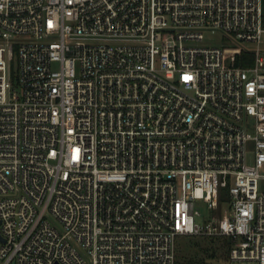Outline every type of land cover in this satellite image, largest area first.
<instances>
[{
  "label": "built area",
  "instance_id": "2783aa9c",
  "mask_svg": "<svg viewBox=\"0 0 264 264\" xmlns=\"http://www.w3.org/2000/svg\"><path fill=\"white\" fill-rule=\"evenodd\" d=\"M262 181L264 0H0V264H264Z\"/></svg>",
  "mask_w": 264,
  "mask_h": 264
},
{
  "label": "trees",
  "instance_id": "16d2710c",
  "mask_svg": "<svg viewBox=\"0 0 264 264\" xmlns=\"http://www.w3.org/2000/svg\"><path fill=\"white\" fill-rule=\"evenodd\" d=\"M238 64L251 66L254 63V57L251 53L243 51L238 52ZM184 242H177V259L180 264H210L207 258L216 257L218 251L229 256L233 245L232 239L228 236H200L194 239L193 236Z\"/></svg>",
  "mask_w": 264,
  "mask_h": 264
},
{
  "label": "rangeland",
  "instance_id": "374dc122",
  "mask_svg": "<svg viewBox=\"0 0 264 264\" xmlns=\"http://www.w3.org/2000/svg\"><path fill=\"white\" fill-rule=\"evenodd\" d=\"M85 41L88 42H108V43H120V42H131L134 39H124V38H119V37H113L111 39H107L105 37H99V38H81ZM195 44L201 45V46H223L224 45V38L221 32H216V33H206L205 39L200 42H196ZM262 188L264 189V181H262ZM198 205L201 206V209L203 213H209L207 205L203 201H199ZM228 204H225L227 206ZM224 206V207H225ZM222 212V208L220 209ZM189 235H181L178 238V241L184 242L190 237ZM194 239H197L200 236H193ZM208 263L210 264H259L257 261H247V260H230V254L229 256L226 257L225 254H222V250L218 251L216 257H210L206 259ZM199 264V263H196Z\"/></svg>",
  "mask_w": 264,
  "mask_h": 264
}]
</instances>
